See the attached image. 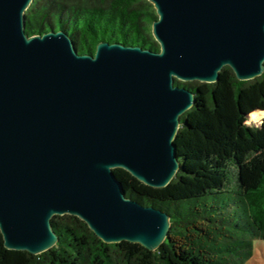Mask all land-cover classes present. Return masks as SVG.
<instances>
[{"label": "water", "instance_id": "1", "mask_svg": "<svg viewBox=\"0 0 264 264\" xmlns=\"http://www.w3.org/2000/svg\"><path fill=\"white\" fill-rule=\"evenodd\" d=\"M34 0H0V233L11 250L58 242L73 215L106 243L156 250L171 215L127 195L116 169L165 187L197 92L176 84L264 73V0H148L160 50L102 40L79 53L64 29L29 35Z\"/></svg>", "mask_w": 264, "mask_h": 264}, {"label": "trees", "instance_id": "2", "mask_svg": "<svg viewBox=\"0 0 264 264\" xmlns=\"http://www.w3.org/2000/svg\"><path fill=\"white\" fill-rule=\"evenodd\" d=\"M157 18L148 0H34L26 32L64 29L79 53L102 40L160 50L152 35ZM197 92L174 140L180 168L165 187H151L117 168L127 195L171 215L167 239L156 250L138 243H106L73 215L52 219L58 242L32 254L5 247L0 264H245L254 241L264 240V73L239 80L226 66L214 83L176 80Z\"/></svg>", "mask_w": 264, "mask_h": 264}, {"label": "rangeland", "instance_id": "3", "mask_svg": "<svg viewBox=\"0 0 264 264\" xmlns=\"http://www.w3.org/2000/svg\"><path fill=\"white\" fill-rule=\"evenodd\" d=\"M263 119L264 114L256 116L255 118L249 117L248 124L259 126ZM245 264H264V240L257 239L254 241L253 256Z\"/></svg>", "mask_w": 264, "mask_h": 264}]
</instances>
